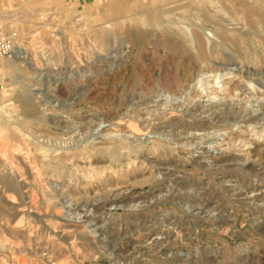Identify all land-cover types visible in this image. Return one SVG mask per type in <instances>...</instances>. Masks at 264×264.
<instances>
[{
  "label": "rangeland",
  "instance_id": "obj_1",
  "mask_svg": "<svg viewBox=\"0 0 264 264\" xmlns=\"http://www.w3.org/2000/svg\"><path fill=\"white\" fill-rule=\"evenodd\" d=\"M0 16L29 53L0 59V264H264V0Z\"/></svg>",
  "mask_w": 264,
  "mask_h": 264
},
{
  "label": "bare ground",
  "instance_id": "obj_2",
  "mask_svg": "<svg viewBox=\"0 0 264 264\" xmlns=\"http://www.w3.org/2000/svg\"><path fill=\"white\" fill-rule=\"evenodd\" d=\"M187 38H189V37H187ZM192 38H194V37H192ZM191 39V38H190ZM197 39V38H196ZM192 40V39H191ZM191 40L189 41L190 42V44H191ZM194 41V40H193ZM192 41V42H193ZM196 42V41H195ZM198 42V41H197ZM199 44V43H198ZM191 47V46H190ZM113 57V56H112ZM14 59H18V60H20V62L21 63H23V62H27L28 61V59H29V53L26 51V50H23L18 44L16 45V56L14 57ZM201 75V74H200ZM198 77H199V75H198ZM201 77V76H200ZM106 78V77H105ZM203 79V78H202ZM202 79H197L196 81H195V84L194 85H199V88L200 87H202L203 86V82H202ZM204 81V80H203ZM206 83V82H205ZM204 83V84H205ZM199 88L197 89V88H195V91L196 92H198L199 91ZM217 92V91H216ZM161 97L163 98V105L164 106H166V107H164V109H165V111H167V110H172V111H174V112H179V107H180V103H181V97H178V98H176V97H172V96H170V95H165V94H161ZM169 103H171V105H169L168 106V104ZM159 105V104H158ZM170 107H172V108H170ZM163 109V110H164ZM162 110V111H163ZM215 114V113H214ZM148 120V119H147ZM146 122V121H145ZM168 122V121H167ZM67 124V123H66ZM214 125V124H213ZM187 130V129H186ZM181 131V130H180ZM64 133V132H63ZM130 137L129 138H132V140L133 141H142V139L140 138V137H138L137 135H134V134H130L129 135ZM70 137V136H69ZM127 138V137H126ZM64 146V145H63ZM63 148H65V147H63ZM160 178H161V175L160 174H158V176L157 177H155V180H156V182H158V181H160ZM8 185V189H12L13 188V185L11 184V183H8L7 184ZM262 186V185H261ZM172 188V187H171ZM14 190V189H13ZM175 195V194H174ZM163 198H165V199H162L164 202H166V201H168V200H170L169 202H174V200L172 199V198H169V199H167V197L165 196V197H163ZM111 199V198H110ZM161 201V200H160ZM155 202V201H154ZM153 202V203H154ZM143 202H141V201H137V200H133L132 201V203L131 204H129V205H127V207L128 208H139L140 207V204H142ZM24 204H25V202H24ZM27 204V203H26ZM25 204V205H26ZM144 204V203H143ZM155 204V203H154ZM176 204V203H175ZM145 205V204H144ZM149 205H150V203H149ZM149 205H147V206H149ZM160 205V204H159ZM70 205H68L67 203H63V206H62V208L63 209H69L68 207H69ZM114 207H125V206H122V205H111L109 208L110 209H112V208H114ZM110 216V215H109ZM215 216H210V217H208V219H210V220H212V219H215L214 218ZM81 217H80V215L79 214H75V216H74V220H70L71 222H72V224H74L75 226H78V225H84L85 227H93L94 226V222H91L90 220H82L81 221V219H80ZM173 219V218H172ZM66 222V221H65ZM68 223V222H67ZM74 226V227H75ZM94 230V235L96 234V228L95 229H93ZM151 230V229H150ZM102 232V231H101ZM159 232V231H158ZM160 234V233H159ZM97 236V235H96ZM100 238V237H99ZM102 238V237H101ZM103 240V239H102ZM101 240H99V242H100ZM138 251V250H137ZM135 252V251H134ZM136 253V252H135ZM134 253V254H135ZM136 255V254H135ZM138 256V255H137Z\"/></svg>",
  "mask_w": 264,
  "mask_h": 264
},
{
  "label": "built area",
  "instance_id": "obj_3",
  "mask_svg": "<svg viewBox=\"0 0 264 264\" xmlns=\"http://www.w3.org/2000/svg\"><path fill=\"white\" fill-rule=\"evenodd\" d=\"M16 33H8L0 16V59L11 60L16 56Z\"/></svg>",
  "mask_w": 264,
  "mask_h": 264
}]
</instances>
